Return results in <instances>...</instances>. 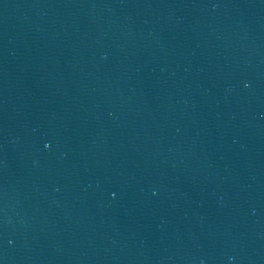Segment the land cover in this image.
<instances>
[{
  "label": "water",
  "instance_id": "1",
  "mask_svg": "<svg viewBox=\"0 0 264 264\" xmlns=\"http://www.w3.org/2000/svg\"><path fill=\"white\" fill-rule=\"evenodd\" d=\"M202 261L264 264V0H0V264Z\"/></svg>",
  "mask_w": 264,
  "mask_h": 264
},
{
  "label": "clouds",
  "instance_id": "2",
  "mask_svg": "<svg viewBox=\"0 0 264 264\" xmlns=\"http://www.w3.org/2000/svg\"><path fill=\"white\" fill-rule=\"evenodd\" d=\"M45 147H48V145L47 144H45ZM231 259V258H230ZM201 264H203V261L201 262Z\"/></svg>",
  "mask_w": 264,
  "mask_h": 264
}]
</instances>
